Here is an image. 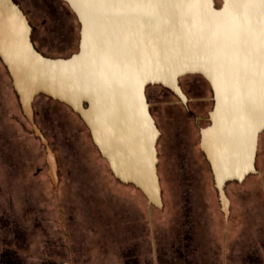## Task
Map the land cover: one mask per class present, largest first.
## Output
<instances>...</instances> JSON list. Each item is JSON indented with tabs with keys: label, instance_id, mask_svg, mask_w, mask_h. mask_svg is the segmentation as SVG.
Returning <instances> with one entry per match:
<instances>
[{
	"label": "water",
	"instance_id": "1",
	"mask_svg": "<svg viewBox=\"0 0 264 264\" xmlns=\"http://www.w3.org/2000/svg\"><path fill=\"white\" fill-rule=\"evenodd\" d=\"M62 1L80 23L79 49L69 57L37 50L20 5L0 0V58L25 116L46 147L53 184L59 182L58 160L35 122L33 103L39 95L77 113L114 177L162 209L161 131L146 89L160 84L186 102L179 78L199 74L210 84L214 99L200 147L227 219L226 185L258 172L264 131L259 123L264 108V7L258 0H212L205 7L183 0L112 7L93 0Z\"/></svg>",
	"mask_w": 264,
	"mask_h": 264
},
{
	"label": "rangeland",
	"instance_id": "2",
	"mask_svg": "<svg viewBox=\"0 0 264 264\" xmlns=\"http://www.w3.org/2000/svg\"><path fill=\"white\" fill-rule=\"evenodd\" d=\"M17 1L28 14L41 52L68 57L78 50L80 24L67 4ZM164 97L172 105L153 101L163 130L158 144L162 209L152 206L133 185L118 181L79 116L46 96H39L35 106L57 154L58 195L46 174L45 148L29 123L25 133L16 129V143L3 145L4 152L0 147V180H17L0 195L14 197V218L24 210L18 199L24 196L28 213L50 219L54 229L68 230L76 264H264V131L258 172L226 186L230 199L226 219L210 165L199 147L195 119L185 116L174 95ZM205 97L211 98L209 89ZM209 104L199 115L208 117ZM200 122L202 127L209 125L207 120ZM24 166L27 179L41 167L36 178L46 183L24 187L20 183L26 179L20 172Z\"/></svg>",
	"mask_w": 264,
	"mask_h": 264
},
{
	"label": "flooded vegetation",
	"instance_id": "3",
	"mask_svg": "<svg viewBox=\"0 0 264 264\" xmlns=\"http://www.w3.org/2000/svg\"><path fill=\"white\" fill-rule=\"evenodd\" d=\"M15 2L17 3V0ZM18 4L20 5L19 2ZM20 7L22 8L21 5ZM22 10L28 16V14L23 8ZM32 28L34 29L33 25ZM32 41L36 49L39 50L33 38V30H32ZM179 85L187 97L186 102H184L172 90L160 84L149 85L146 89V94L148 97V101L150 103V109L152 115L154 116L158 128L161 131L160 137L162 136L163 130L160 127L157 116L154 115L153 101L156 100L158 104L160 102H165L166 106L172 105L168 101H166L164 97V94L165 95L170 94V95H174L178 99L179 103L183 108V112L185 116L190 118L193 117V119H195L194 123L199 127V139H201V130L204 127L201 126L202 123L200 121L207 120L210 124V120H209V111L207 118H204L202 114L201 115L199 114L201 113L202 109L206 107V104L210 103L209 105H212L213 108L214 99H213V92L211 86L208 83V81L202 75L199 74H186L181 76L179 78ZM206 87L211 91V98L209 99L205 97L206 92L208 90ZM161 92H163V94H161ZM38 97L39 96L35 98L33 103L34 118L36 124L41 128L37 118V111L35 106V102L38 99ZM12 102L14 104L13 106H12ZM16 110H19L20 112ZM12 121L14 126L11 125ZM28 123L29 121L22 110L18 95L12 85V79L10 73L0 58V147H2V150L5 148L3 147V145H6L7 143H16L15 140L16 129L25 133ZM30 126L35 138H37L39 143L42 146H44L40 138H38L35 135L31 124ZM41 130L44 133L42 128ZM11 135L14 136L13 139L11 138ZM44 135L48 139L51 148L56 153V151L52 147L49 137L45 133ZM159 140H158V144H159ZM259 140H260V136H259ZM199 147H200V141H199ZM44 148H45V160H46V147L44 146ZM2 152H4V150ZM158 152H159V148H158ZM201 152L202 154H204L202 150ZM256 167H257V162H256ZM41 170H42L41 167L36 168L35 171L36 176L34 178L30 177L27 179L26 166H24L22 170L20 168V172L21 173L24 172L23 177L26 178L22 181L19 180L21 181L20 183L23 184L24 187L29 184H35V185H39L41 183L45 184L46 181L44 182L42 178L40 179L36 178L40 176ZM48 170H49V166H48ZM48 170L46 171V174L49 177ZM15 175L17 176V173H15L14 176ZM58 176H59V162H58ZM15 181L17 180L16 179L0 180V193H5L6 188L10 187L11 183H14ZM60 182L61 180L59 176L58 186L56 187L53 184L51 178L49 177V183L53 186L56 196L58 195L59 192ZM18 199L21 200L23 206L20 207H22L24 210L18 212V215L20 216L17 219L14 218L15 217L14 215L17 213L13 212L15 209V207L13 206L14 197H12L11 195H4V196L0 195V264H76L73 243L71 238L69 240V237H71V233L68 230L59 231L57 228L56 229L52 228L51 224L53 223V221H51L48 218H42L41 216L38 217V214L35 216L28 213L26 210L27 209L26 197L18 196ZM28 216L30 217L28 218ZM20 217H22L23 219H20ZM48 220L50 221V223L48 222ZM64 236L66 238V241L64 240Z\"/></svg>",
	"mask_w": 264,
	"mask_h": 264
},
{
	"label": "snow or ice",
	"instance_id": "4",
	"mask_svg": "<svg viewBox=\"0 0 264 264\" xmlns=\"http://www.w3.org/2000/svg\"><path fill=\"white\" fill-rule=\"evenodd\" d=\"M185 3H195L200 5L201 7H205L211 4L212 0H183ZM259 4L264 7V0H258ZM93 3H95L98 6L103 7H112L116 5L121 4H128V3H149V4H155L160 5L163 3V0H93ZM226 4L233 3V0H225ZM97 43H100L99 41ZM262 112V118L260 120L261 126H264V108L261 109Z\"/></svg>",
	"mask_w": 264,
	"mask_h": 264
},
{
	"label": "trees",
	"instance_id": "5",
	"mask_svg": "<svg viewBox=\"0 0 264 264\" xmlns=\"http://www.w3.org/2000/svg\"><path fill=\"white\" fill-rule=\"evenodd\" d=\"M16 1V0H15ZM64 2V1H63ZM218 2L220 3V0H218ZM17 3H18V1H17ZM65 3V2H64ZM65 4H67V3H65ZM68 5V4H67ZM74 13V12H73ZM77 18V17H76ZM78 20V19H77ZM79 22V21H78ZM80 24V23H79ZM78 49H79V47H78ZM40 51V50H39ZM78 51V50H77ZM76 51V52H77ZM41 52V51H40ZM43 53V52H42ZM75 53V52H74ZM44 54V53H43ZM44 55H46V54H44ZM48 56V55H47ZM69 57V56H68ZM39 96H46V95H39ZM46 97H48V98H50L49 96H46ZM50 99H52V98H50ZM52 100H54V99H52ZM54 101H56V102H59V101H57V100H54ZM59 103H61V102H59ZM61 104H63V105H65V106H67V107H69L68 105H66V104H64V103H61ZM70 108V107H69ZM71 109V108H70ZM72 110V109H71ZM73 111V110H72ZM74 112V111H73ZM75 113V112H74ZM77 114V113H76ZM78 115V114H77ZM79 116V115H78ZM79 118H80V116H79ZM81 119V118H80ZM82 120V119H81ZM83 122V121H82ZM84 123V122H83ZM84 125H85V123H84ZM86 126V125H85ZM87 127V126H86ZM88 129V128H87ZM89 130V129H88ZM90 133V132H89ZM97 148V147H96ZM102 157V156H101ZM103 158V157H102ZM104 159V158H103ZM105 160V159H104ZM106 161V160H105ZM107 162V161H106ZM108 164V163H107ZM109 166V165H108ZM251 175H253V174H251ZM114 176V175H113ZM118 180V179H117ZM119 181V180H118ZM121 182V181H120ZM230 182H233V181H230ZM229 182V183H230ZM235 182H238V181H235ZM122 183V182H121ZM124 184V183H123ZM227 186V185H226ZM139 190V189H138ZM140 191V190H139ZM141 192V191H140ZM153 206V205H152Z\"/></svg>",
	"mask_w": 264,
	"mask_h": 264
}]
</instances>
